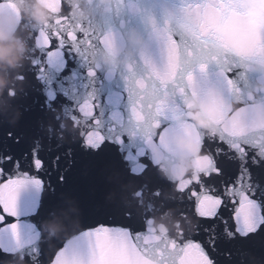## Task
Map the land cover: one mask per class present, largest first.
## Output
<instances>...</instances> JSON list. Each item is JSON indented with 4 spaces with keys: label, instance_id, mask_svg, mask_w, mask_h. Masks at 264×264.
<instances>
[{
    "label": "snow or ice",
    "instance_id": "snow-or-ice-1",
    "mask_svg": "<svg viewBox=\"0 0 264 264\" xmlns=\"http://www.w3.org/2000/svg\"><path fill=\"white\" fill-rule=\"evenodd\" d=\"M181 10L184 18L178 22L179 31L172 30L171 20L166 22L168 39L160 49L163 65L151 64L148 79L155 76L162 86L174 84L183 99L190 92L196 94L198 83L196 68L189 66L181 72V36L187 39L191 35L201 50L218 48L211 25L223 22L225 26L250 30L252 19L264 20V0H183ZM60 19L66 21L68 17ZM202 30L209 37L198 39L196 34ZM111 42L109 35L86 31L52 34L46 50L33 65L42 97L34 121L37 134L19 155L16 147L0 142V238L10 234L15 242L14 247L0 243V261L15 256L19 248L28 264H250L257 260V254L264 264V126L256 123L250 110H236L242 113L236 128L211 139L200 137L204 154L201 171L176 188L185 198V212L197 219L194 233L181 232L163 248H154L149 241L148 212L138 217L131 210L119 208L121 224L86 225L80 197L69 186L70 174L82 160L103 161L104 169L115 176L117 184L136 185L134 195L142 196L144 189L151 187L152 195L159 197L167 187V182L153 171L150 145L162 143L175 127L170 117L163 116L152 132L141 136L138 128L129 129L123 122L107 119L106 96L93 93L87 97L88 103L77 99L81 93L104 84L83 46L109 47ZM57 51L62 60L52 70L48 57ZM244 66L236 64L224 71L229 86L235 87L229 73ZM203 67L206 71L207 65ZM42 73L48 74L45 79ZM177 76L181 83L176 82ZM75 81L80 82L78 87ZM185 81L186 87L182 86ZM163 90L168 95L166 86ZM61 108L71 113L74 123L76 119L87 121L89 129L82 131L78 140L66 142L44 134L42 122ZM249 108L245 103L244 109ZM53 119L59 126L58 118ZM186 126L190 127L187 119ZM8 136L11 138L12 133ZM20 145L21 138L17 137L15 146ZM26 188H30L29 199L22 204ZM72 200L81 210L79 229L58 239L51 249L41 247L39 240L24 241L25 228L30 236L40 233L39 225L55 217Z\"/></svg>",
    "mask_w": 264,
    "mask_h": 264
},
{
    "label": "water",
    "instance_id": "water-1",
    "mask_svg": "<svg viewBox=\"0 0 264 264\" xmlns=\"http://www.w3.org/2000/svg\"><path fill=\"white\" fill-rule=\"evenodd\" d=\"M182 7L183 0H0V48L4 49L0 57V142L3 145L16 147L19 155L37 134L34 121L42 97L37 91L39 83L35 80L33 65L46 50L50 36L61 32L109 35L112 41L109 47L83 46L104 84L92 92L81 93L78 101L88 103L87 97L93 93L106 96L107 119L123 122L129 129L138 128L141 136L152 132L163 116L171 118L175 127L162 143L150 145L155 161L153 171L167 182L159 197L152 195L151 187L145 188L142 196L134 195L136 185L117 184L115 176L104 169L103 161L82 160L70 174L69 186L80 197L86 225H119L123 222L119 209L131 210L138 217L148 212L149 241L154 248H163L181 232L187 235L197 230V219L185 212V198L176 188L201 171L204 154L200 137L211 139L236 128L242 115L237 109L250 110L257 118L256 123L264 126V20L252 19L250 30L238 25L225 26L223 22L213 23L218 48L201 50L191 35L187 39L181 36V72H186L189 66L197 69L195 95L190 92L182 99L172 83L164 85L166 95L159 79L155 76L148 79L151 64L163 65L160 49L168 39L166 22L171 20L172 30L179 31L178 22L184 18ZM63 16L68 20L61 21ZM196 35L198 39L209 37L203 30ZM61 60L59 51L49 55L52 70ZM236 64L245 66L229 73L235 79L233 88L226 82L224 71ZM204 65H207L206 71ZM47 75L42 73L41 78ZM176 82L181 83L180 77H176ZM73 83L78 87L80 82ZM182 86L186 87L187 82ZM245 103L249 109H244ZM53 117L58 118L59 126ZM73 119L70 112L65 113L61 108L49 114L41 127L45 135L66 142L78 140L89 125L85 119H76L75 123ZM186 119L190 127L186 126ZM8 133H12L11 138ZM17 137L21 138L20 146H15ZM29 194L30 188H26L22 204L29 199ZM80 212L78 203L72 200L55 217L39 225L40 233L30 236L29 229L25 228L23 239L25 242L39 240L41 247L54 248L58 239L81 227ZM0 243L15 246L10 234L0 238ZM256 259L250 264H262L259 254ZM0 264H28V260L18 248L15 256Z\"/></svg>",
    "mask_w": 264,
    "mask_h": 264
},
{
    "label": "clouds",
    "instance_id": "clouds-1",
    "mask_svg": "<svg viewBox=\"0 0 264 264\" xmlns=\"http://www.w3.org/2000/svg\"><path fill=\"white\" fill-rule=\"evenodd\" d=\"M4 55V49L0 48V57H2Z\"/></svg>",
    "mask_w": 264,
    "mask_h": 264
}]
</instances>
